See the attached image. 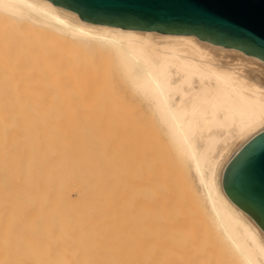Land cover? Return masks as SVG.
Returning <instances> with one entry per match:
<instances>
[{
  "label": "bare ground",
  "instance_id": "1",
  "mask_svg": "<svg viewBox=\"0 0 264 264\" xmlns=\"http://www.w3.org/2000/svg\"><path fill=\"white\" fill-rule=\"evenodd\" d=\"M0 25V264H196L169 253L192 245L180 233L197 213L239 264H264V231L223 188L264 132V62L196 36L90 24L47 0H0ZM96 58L158 138L98 89Z\"/></svg>",
  "mask_w": 264,
  "mask_h": 264
},
{
  "label": "water",
  "instance_id": "2",
  "mask_svg": "<svg viewBox=\"0 0 264 264\" xmlns=\"http://www.w3.org/2000/svg\"><path fill=\"white\" fill-rule=\"evenodd\" d=\"M90 24L163 35L196 36L264 62V0H47ZM230 200L264 231V132L223 174Z\"/></svg>",
  "mask_w": 264,
  "mask_h": 264
},
{
  "label": "rangeland",
  "instance_id": "3",
  "mask_svg": "<svg viewBox=\"0 0 264 264\" xmlns=\"http://www.w3.org/2000/svg\"><path fill=\"white\" fill-rule=\"evenodd\" d=\"M2 29V27H1V25H0V30ZM95 59V58H94ZM96 60L97 61H99V62H96ZM96 60L94 61V62H96L97 63V67H98V71H100V72H98L97 71V73H96V75H98L97 77H95V84H96V86H98V89L100 88V87H104L105 89H107V90H105L104 92H106L105 94L106 95H108L109 94V96H110V98H112V97H114V99H112V100H114L113 102L115 103L116 102V100H117V103H115V104H120L121 105V107H123V106H125V108H124V110L126 111H122L123 109H121V110H119L121 107L119 106V108L117 109V110H119V114L120 113H127L128 114V110H129V114H131V113H135L136 111H140V108L138 107V105L141 107L142 105H141V103L139 102V103H137L136 104V100L134 99V101H133V99H131V100H129V98L128 97H131L130 96V92H131V94H133V92L132 91H128V90H131V88L130 89H128L129 87L127 86V85H129L128 83H124L122 80H125L124 78L122 79V78H120V77H123V76H121V74H118V72L116 71L117 69L112 65V64H110V63H108V61L107 60H105V59H99V58H96ZM100 65V66H99ZM108 68V69H107ZM106 69V70H105ZM102 70V71H101ZM104 71V72H103ZM108 71H109V73H108ZM107 72V73H106ZM120 73V72H119ZM110 74V75H109ZM117 74V75H116ZM96 75H94V76H96ZM118 75H120V76H118ZM104 76V77H103ZM119 77V78H118ZM118 78V79H117ZM98 80V81H97ZM103 81V82H102ZM120 81V82H119ZM126 82V81H125ZM95 84H94V86H95ZM109 86V87H108ZM112 87V88H111ZM111 88V89H110ZM101 90L103 89V88H100ZM104 90V89H103ZM101 92V91H100ZM129 93V94H128ZM108 96V97H109ZM133 96V98H134V95H132ZM116 97V98H115ZM116 99V100H115ZM110 99H108V102H109V104L108 105H111V103H112V100H110L111 101V103H110V101H109ZM119 102V103H118ZM128 102H133V103H128ZM113 103V104H114ZM122 103V104H121ZM124 103H126L125 105H124ZM115 104L114 105H112L111 107H113V106H115ZM132 104H133V106H132ZM117 105L115 106V109L117 108ZM126 105H127V107H126ZM129 105V106H128ZM130 105H131V107L133 108V112H131L132 110H130L131 109V107H130ZM135 105H137V107L135 106ZM135 106V107H134ZM143 107V106H142ZM137 108H139V110L136 109ZM142 110L139 112V114L140 113H142L141 114V116H139V114L137 115V118L139 117V119H141L142 118V120L143 121H140L139 123H141V126H140V124L137 122L138 121V119L137 118H135L136 117V113L133 115L134 116V119L136 120V124L134 123L135 122V120H134V122L132 121L133 120V118H131V117H129V119L132 121V123H131V125L133 124V126H134V124L136 125V129L138 128H140V127H142V126H144V128H140L139 129V131L140 130H143L144 129V131H146V132H148L149 130H150V132L148 133L149 134V136H151V135H155V137L157 136V138H158V135H157V132L155 133V131L153 130V131H151L152 130V125L148 122V121H150V120H148L147 119V117H145V114H144V108H141ZM135 110V111H134ZM122 111V112H121ZM117 112L118 111H116V114H117ZM144 114V115H143ZM143 115V116H142ZM143 117L145 118V119H143ZM128 120V119H127ZM130 120H128V121H130ZM147 121V123H146V127L148 128L147 130H146V127H145V125H144V123ZM128 121H126V123L128 122ZM122 123L124 122V121H121ZM121 122H119V123H121ZM116 123V122H115ZM122 123H121V125H122ZM130 123V122H129ZM137 123L139 124V127H137ZM149 123V124H148ZM124 124H125V122H124ZM115 125H117L116 127L117 128H115V131L117 130V132L119 131L118 130V117H117V124H115ZM114 125V126H115ZM128 125V124H127ZM148 125V126H147ZM151 125V126H150ZM135 127V126H134ZM120 128V127H119ZM152 132V133H151ZM146 135H147V133H146ZM148 136V137H149ZM160 137H159V139H161V135H159ZM155 137L153 136L151 139H153L155 142H156V140H155ZM150 139V141L152 142L153 140H151ZM162 140V141H161ZM160 141H158V139H157V146L158 145H161L162 147L164 146V143H165V140H164V138L163 139H161ZM153 141V144H155V142ZM158 142H161V143H158ZM163 142V143H162ZM163 144V145H162ZM164 148V147H163ZM235 148H236V146L235 145H233L232 146V148L230 149V151L228 152V154H227V156H226V158H228L229 156H230V154L232 155V153L234 152V150H235ZM231 151H233V152H231ZM103 163L102 162H100V165H102ZM101 168H100V174H102L103 175V177L100 175V177L101 178H103V179H106L107 177V179H108V181H109V175L106 177V175H104L103 174V171L105 170H103V168L102 167H104V166H100ZM102 172V173H101ZM106 173V172H105ZM87 174V173H86ZM104 176H105V178H104ZM103 179H101V181L104 183V180ZM106 182V181H105ZM103 197H101V199H102ZM101 208H100V214L102 213V208H103V205H102V203H101ZM103 212H104V209H103ZM196 213V212H195ZM104 214V213H103ZM103 214H101V215H103ZM195 214H193L191 217H193ZM196 216H198V217H196ZM201 216V213H197V215H195L194 217V219L193 218H191L190 217V222H191V224H190V222H189V225L186 227V229L182 232V233H180L181 235H186V236H184L186 239H188L189 241H190V243H192L193 242V239H194V237H195V239H194V244L192 243V245L190 244V245H188L189 243H184L185 242V238L184 237H181L180 239H179V237H177L180 241H183V243L185 244V246H186V249H184V248H182V247H180L181 249H182V251H178L177 252V250H175L176 248V246L174 245V243H171L170 244V242H167L166 243V246H169L170 247V250H175L176 251V253H174V251L172 252H170L169 251V249H166V253L167 252H170L169 254H171V257L172 256H175L174 258H176V259H178V261H176V262H179V260H181V262L183 261L182 259H184L183 257H185V260H187V261H189V259H191L192 261H194V257L196 258L197 256H200L199 257V259L197 260V261H194L196 264H218V262H219V264H239V262H238V260H236V258H234V256H232L233 254H231L230 252H229V250L227 249V248H225L224 247V243L220 240V241H218L219 240V238L217 239V237H216V235L215 234H217V232H215V233H213L212 231L214 230V229H212L213 227L212 226H210L211 228L209 229V226L206 224V223H208V222H206L207 221V218L206 217H203L204 215L202 214V217H200ZM102 217V216H101ZM205 218V219H204ZM102 219V218H101ZM203 219V220H202ZM192 220H196V224L195 225H197V226H195V227H191L192 225H193V223H194V221H193V223H192ZM102 221V220H101ZM200 221V222H199ZM203 221H205L204 223H203ZM103 222V221H102ZM104 223V222H103ZM202 224V225H199V226H201V227H198V224ZM136 223H134L133 225H132V227L134 226V228H136V225H135ZM209 224V223H208ZM101 225H102V223H101ZM105 225V224H104ZM104 225H102L103 227H104ZM191 225V226H190ZM101 226V227H102ZM197 227V228H196ZM189 228V229H188ZM192 228V229H191ZM208 228V229H207ZM104 228H102L101 229V231L103 230ZM189 230H191L190 232H192L191 234H193V236L191 235V234H189L190 232H189ZM193 230V231H192ZM209 230V231H208ZM210 230H212V231H210ZM134 231V234H133V241H134V235H136V233H135V229L133 230ZM185 231H187L186 233H185ZM215 231V230H214ZM188 235H190L191 237H188ZM173 236V237H172ZM171 236V234H168V238H170L171 240H173V238H174V235H172ZM217 236H218V234H217ZM188 237V238H187ZM193 237V238H192ZM177 238H175V240L177 239ZM182 238H184V239H182ZM178 239L176 240V242H178ZM187 240V241H188ZM180 241H179V243H180ZM149 242H151V241H149ZM148 242V244H147V246H144L145 248H146V250H149V248H151L152 246H151V243H149ZM220 242V243H219ZM221 243H223L224 245H223V247L221 246L222 244ZM132 244H134V242L132 243ZM194 245V246H193ZM133 247H135V245H132ZM172 246H175L174 248H172ZM188 247V248H187ZM172 248V249H171ZM179 247H177V249L179 250L180 249ZM223 248H225V249H223ZM180 249V250H181ZM134 250H135V248H134ZM228 251V252H227ZM149 252H151V249L149 250ZM164 252V258L166 257V259H169L170 260V258H169V254L167 253H165ZM148 253V252H147ZM185 255V256H184ZM186 255H187V257H186ZM231 255V256H230ZM183 256V257H182ZM178 257V258H177ZM179 257H181L180 259H179ZM190 257V258H189ZM133 258L135 259H132V261H133V263L137 260L134 256H133ZM214 259V260H211V259ZM165 259V260H166ZM139 260V259H138ZM175 260V259H174ZM174 260H172L173 262H171V264H177V263H175L174 262ZM190 260V261H191ZM211 260V261H210ZM140 261V260H139ZM167 261V260H166ZM165 261V262H166ZM189 261V262H190ZM214 262V263H213ZM236 262H238V263H236ZM136 263V262H135ZM167 263V262H166ZM190 263H193V262H190Z\"/></svg>",
  "mask_w": 264,
  "mask_h": 264
}]
</instances>
